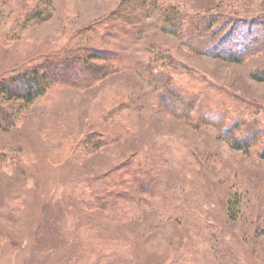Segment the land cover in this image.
<instances>
[{"label":"rangeland","instance_id":"obj_1","mask_svg":"<svg viewBox=\"0 0 264 264\" xmlns=\"http://www.w3.org/2000/svg\"><path fill=\"white\" fill-rule=\"evenodd\" d=\"M205 14L264 0H0V86L69 73L28 103L0 91V264H264V136L222 131L264 135V51L194 52ZM95 48L91 77L70 59ZM153 59L195 109L162 102Z\"/></svg>","mask_w":264,"mask_h":264},{"label":"trees","instance_id":"obj_2","mask_svg":"<svg viewBox=\"0 0 264 264\" xmlns=\"http://www.w3.org/2000/svg\"><path fill=\"white\" fill-rule=\"evenodd\" d=\"M220 17L223 19L220 20ZM198 18L200 20L194 23V34L191 32L190 35L191 38H194V42L190 44L194 52L206 53L228 61L240 63L246 57H249L248 55L251 53L264 51V17L237 19L205 14V16ZM101 50L98 48L90 49L91 54L87 52L80 56H74L70 60L75 63L73 65L76 67L80 64L84 68L85 74L98 77L102 74L103 65H98L94 60L100 59V56L97 55L106 53H102ZM156 55L159 56L160 54L157 53ZM154 59L148 63L147 74L153 82L157 81L154 83L160 89V99L162 102L169 105L177 104L183 106L182 113L184 115L193 106L195 109L196 95L194 97H183L178 87L174 86L173 83H167V81H171L170 76L166 72L159 71L160 66L154 62ZM55 61L56 64H61V61ZM62 64L66 63L62 62ZM56 71L57 69L54 73L50 72L48 74H40L37 71H32V74L24 73L17 79L9 78L10 83L8 85H1L0 91L4 92L3 94L11 99H19L24 103L31 102L43 93L45 82L51 78L56 79L59 76L66 77L69 74L68 72H63L61 75L56 73ZM251 75L257 81H264V67L256 68ZM2 115L8 116L5 113ZM258 124L256 120L247 128L248 132H245V130H242L246 125L245 120L243 118H237L232 120L228 125H224L222 131L224 136L228 138L232 148L248 151L249 147L256 144L261 138L263 139L264 135L260 132ZM260 157L264 158V147L261 149Z\"/></svg>","mask_w":264,"mask_h":264}]
</instances>
